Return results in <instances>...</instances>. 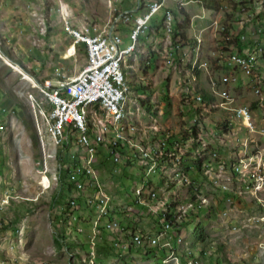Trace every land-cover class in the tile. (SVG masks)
<instances>
[{
  "label": "rangeland",
  "instance_id": "obj_1",
  "mask_svg": "<svg viewBox=\"0 0 264 264\" xmlns=\"http://www.w3.org/2000/svg\"><path fill=\"white\" fill-rule=\"evenodd\" d=\"M60 1L70 8L74 25L85 21L101 23L109 17L101 27L110 18L115 19L111 1L113 5L119 2L0 0V264L91 263L87 242L91 240L95 207L87 204V195L93 192V188L88 186L86 191L77 190L68 181L65 167L72 162V154H79L82 148L74 145L63 151L53 143L47 130V114L51 106L41 90L46 78L75 76L87 62L81 42H76V53L66 57L73 37L62 22ZM126 1L132 5L137 3V0ZM244 1L247 3L248 0ZM235 2H186L183 9L189 14V20L184 13L176 14L175 25L179 22L186 26L184 37L187 41L179 40L174 32L168 33L162 28L157 30L164 12L156 13V21L150 23L145 31L146 37L138 38L135 50L128 58L130 64L127 71L134 90L132 95L139 99L138 102L134 100V112L144 126L156 122L161 131H192L185 127L193 123L196 113L198 102L195 92L203 94L205 90L210 93L213 90L211 75L220 77V73L216 72V53L220 42H225L229 35L244 32L249 29L250 22L256 21L249 11L242 12L240 3ZM169 3L173 10H178L175 3L171 0ZM203 9L205 13L201 18ZM213 18H217L219 23H214ZM241 20L245 24L242 25ZM196 35L201 36V42L197 41ZM129 38L125 35V43L132 41L131 36ZM196 56L198 59L194 65ZM201 63L204 65L199 67ZM192 64L198 70V76L191 83L187 77ZM25 73L31 79L26 78ZM216 87H227L229 98L233 99L230 105L252 103L257 96L245 82H235V86L218 83ZM222 92L217 91L214 98L208 97L213 106L199 113L207 128L198 133L202 132L208 145L211 143L210 158L216 167L207 172L194 169L195 172H191L195 184L193 189L190 184H173L171 180L169 184H156L155 187L159 197L177 200L186 206L191 204L193 194L196 200L204 202L200 211L196 212V221L185 224L191 219L186 215L190 214L189 208L186 214L183 213L186 221L178 222L175 230L184 236L182 243L179 244L174 237L170 245L153 253L134 246L123 253L109 248L107 255L106 249H100L107 245L103 237L105 234L99 233L96 237L99 248L93 264H183L187 260L185 248L189 246H193L202 260L208 258L217 264H264V182L256 187L248 173L239 174L232 168L239 159L238 151L241 149L244 152L242 143L250 132L245 127L240 128L238 123L233 129L237 132H228L222 122L230 116L231 110L223 109L221 100L225 98ZM141 97L145 98L144 103ZM257 116L261 117L259 111ZM249 138L246 140L250 141L248 149H258L256 144L259 149L264 147L260 131L256 130ZM191 158H196V153ZM102 160V157L99 158L100 162ZM221 160H225V169L218 167ZM60 165L63 166V174L62 179L57 181L53 176ZM136 165L126 167L125 173L131 181L122 178L121 171L111 172L109 163L107 166L99 163L98 169L107 192L114 198L116 212L120 211L127 223L137 220L134 221L138 222L134 223L136 226L150 231L158 225L157 215L146 214L147 208L144 211L142 205H134L129 195L132 181L139 175ZM164 171L180 175L179 168L166 167ZM45 174L51 178L49 186L42 182ZM154 180H157L156 177ZM6 190L10 196L8 202H2ZM71 198H79L74 208L69 204ZM152 204L159 206L156 201ZM127 205L134 206L132 212H126ZM197 221H202V224L194 229ZM201 228L205 231L202 239L198 240ZM110 244L108 241V246ZM174 246L177 247L174 252L179 260L172 253ZM201 249L206 252L203 254ZM163 250L165 254L159 253Z\"/></svg>",
  "mask_w": 264,
  "mask_h": 264
},
{
  "label": "built area",
  "instance_id": "obj_2",
  "mask_svg": "<svg viewBox=\"0 0 264 264\" xmlns=\"http://www.w3.org/2000/svg\"><path fill=\"white\" fill-rule=\"evenodd\" d=\"M140 7V0H137V4L133 7H120V18L110 29L109 37L101 38V25L99 23L85 21L82 24L74 25L71 19L70 8H68L66 3L60 1L59 12L62 22L66 31L73 37L72 43L67 49L66 57H71L76 53L75 41L77 39H84V49L87 59H91V66L85 72H80L79 79L76 82H68V76L67 82L64 83H54L51 78H46L43 81L46 82L50 89V97L53 100V112L57 115L61 149L63 151L66 150L72 138H80L79 147L82 148L81 152L79 154H72V162L65 166L68 168L67 179L79 191H86L88 186H92L93 188V192L87 195V204L95 207L90 240L91 263L89 264L94 263V257L97 255L95 249L96 237L104 229L109 232V237L114 248L122 253L129 251L131 246L145 248V246L159 244L161 247H167L165 245H170L172 239L179 235V233L171 232L166 225H158L155 231H145L134 223H131V226H129L118 218L116 207H113L114 198L107 192L100 174L101 172L98 169L99 158H107L111 172H113L114 167H121L122 172L123 166L127 167L129 165L124 164V156L131 155V151H124V144L128 143L122 142V140L121 146L113 145V138H119V132L122 131L117 124H109V117H111L109 112L97 115V117H102L109 124V136L105 140H96V136H89V133H81V126H83L82 111H78V104L82 99L87 97L106 98L109 100L110 108H112L120 107L115 106L116 98H124L119 66L114 63V54L124 43V35L118 31L119 24H125L129 37L131 34L143 36L145 35V26L147 21H149V17L155 15L156 11H163L164 30L168 33L173 32L175 16L171 10L169 0H145L142 2V7ZM240 8L242 12L249 11L250 16L255 17L256 21L250 22L249 29L244 32H237L233 36L229 35V38L225 42H220L219 50L217 53L215 52L218 57L216 72L220 73V77L211 75L210 79L212 87L216 91H223V98H225L222 99L223 109L231 110L230 116L225 117L222 122L226 125L228 132L235 131L233 129H235V125L238 123L240 124V128L245 127L246 131L250 132V135H245L246 140L247 138L249 140V136H252V130H261L260 139L264 140V51H261V43H264V0L263 3L251 4L249 7ZM204 13L203 9V13L200 15L201 18ZM248 19L247 17L246 20ZM217 23L219 22L217 21ZM241 23L242 25L245 24L244 20H241ZM191 24H194V20H191ZM161 26L157 25V30ZM235 82L248 83L251 91L257 94V99H259L258 107H251V104L242 103L230 105L229 103L233 99L229 98L230 95L227 87L223 89L216 87L218 83L226 86H235ZM194 97L198 102L196 113L194 118H192L193 123L185 127V129L192 130V139L184 140L182 136H178V132L170 130L161 131L159 126V132H154V134L159 135L162 141V155L163 148L167 146V137H175L177 139L176 149L184 145L185 142H192L196 146L205 142L203 134H197L198 126H206L207 128V124L202 122L199 116V113L205 109V106H200V97L202 96L196 95ZM258 111L261 113V117L259 116V118L257 116ZM258 119L262 123L261 126L258 125L260 123ZM249 142L246 141L247 148ZM255 146H258V156L249 157L254 158V165H247V159H245L240 166H232V168H238V173L243 168H250L251 183L256 184V187H258L259 185L257 184H263L264 182V173L262 172L263 159L259 151V145L256 144ZM102 150L105 152L102 153ZM78 161H85L84 169H77ZM61 167L63 174V166L61 165ZM154 167L150 166L149 169H153ZM214 167L216 165L211 158L196 160L195 167H188V172L185 173L182 179L190 180L191 170L200 169L207 172L211 171ZM9 196L10 193L6 190L3 193L2 202H8ZM157 196L158 192L156 196H151L152 203L154 201L157 203ZM72 199L74 208L78 203V199ZM135 202L136 205H142L139 199ZM194 202L195 200L193 199L190 201L191 204ZM142 206L144 207V211L147 208L146 214H157L158 206L155 207L153 204ZM133 209V205H127L126 212ZM186 212L187 209H180V213ZM137 215H140V213ZM183 264H190V262ZM206 264H213V262L206 258Z\"/></svg>",
  "mask_w": 264,
  "mask_h": 264
},
{
  "label": "bare ground",
  "instance_id": "obj_3",
  "mask_svg": "<svg viewBox=\"0 0 264 264\" xmlns=\"http://www.w3.org/2000/svg\"><path fill=\"white\" fill-rule=\"evenodd\" d=\"M189 1H192V0H189ZM172 2L175 3L176 8L178 10H180V8L184 7L183 5H185L187 0H174ZM236 2L240 3V5H239L240 7H249L251 4L263 3V0H248L247 3L244 0H236ZM236 2H235V4H236ZM111 3H112V5L110 7H111V10H113V13H114L113 16L115 17V19L112 20L110 18L108 23L104 27H101V38H108L109 37L110 29L117 22V20L120 18V7L117 6L116 4L113 5L112 1H111ZM171 10L173 11V14H174V10L172 9V7H171ZM157 12L158 11L155 12V15ZM155 15H152L149 17V21H147V24L145 26V31L150 26V22ZM174 16H175V14H174ZM212 21L214 23H217L218 19L213 18ZM175 22H176V19H175ZM140 36H141L140 34H131L132 41L127 45H124V43H123L121 45V47L119 48V50L114 54V63H116V65L119 66L120 79H121L122 87L124 90V98H116L115 99V106H120V107L110 108L109 100L106 98L87 97V98L82 99L81 102L78 104V111H82V124H83V126H81V133H89V136H96V140H105L107 138V136H109V124H117L121 128L122 132H119V138H113V145L114 146H121V140H122V142L128 143V144H124V151H131V155L124 156V164H129L130 158L132 159L131 161L134 164L136 162L139 164H142V167L139 169V173L142 175V178L140 181L134 183V185L132 187L133 188L132 191L134 193L133 195H135V200L136 201H138V199L141 200L142 205H152L151 196L157 195V191L155 188L156 184H165L166 185V184H169L170 180L173 184H192L193 178H192L191 173H190V180L189 179H182V178H184L185 173L188 172V167H195L191 161L192 154L196 153V158H195L196 160L210 159V156H211L210 155V153H211L210 144L211 143L209 142L210 144L208 145L205 141L203 144H199L196 146V145L192 144V142H185L184 145H182L181 147H178V149H176L177 139L175 137H167V146H165L163 148V155H162V149H161L162 148V141H161L159 135L154 134V132H159L158 124L155 122L154 124H150L149 126L148 125L144 126L143 123L136 117L135 112H134V103H135L134 100L138 102L139 99H138V97H133V95H132L134 90L132 89L133 86L131 85V81L128 77L126 67L130 64L128 61V58L134 52L136 42ZM197 41L198 42L202 41L201 36H199V35L197 36ZM76 42H81L84 44V39H77L75 41V46H76ZM261 51H264V43H261ZM197 59L198 58L196 56V59L194 60V65H195ZM194 65L192 67V70H189L190 75L187 77V81H189L191 83L194 82L195 80H197V76H198L197 75L198 70H195ZM202 65H204V64L201 63L198 66L201 67ZM90 66H91V59H87L86 64L83 66V68L75 76L68 77V82H76L77 79H79L80 72H85L86 69H88ZM25 77L31 79L30 75H28L27 73H25ZM51 79L53 80L54 83L67 82V77H57V78H51ZM191 86H192V84H191ZM41 90L43 91L45 97L47 98V100L49 101V104L51 106L50 110L47 114V122H48V128H49L47 130H49V133L51 135L53 143L57 146H60V130H59V127L57 124V115H55L53 112V100L50 97V89L47 86L46 82H43L41 84ZM195 93L196 94L194 96H196V95L202 96V97H200V106H205V109H209L210 106L212 105V101H210V99L207 97L205 98L204 95L202 93H200L199 91L195 92ZM215 93H217V91L213 87V90H210V95H211L210 98H214ZM222 96H223V92H222ZM221 103H222L221 105L223 106V102H221ZM245 104H251V107H253L252 106V104H253L255 107H258L259 106V99H257V96H256V98L253 100L252 103H245ZM214 105H215V101H214ZM106 112H109V115L111 116V117H109V124H107L106 121L102 119V117H97V115H101L102 113H106ZM204 129H206V126H198L197 127V133L199 130H204ZM255 131L256 130H252V135H254ZM258 131H260V134H261V130H258ZM200 134H202V132H200ZM178 136H182V138L184 140H191L192 139V131L190 133H178ZM45 144H47V143H45ZM242 144H243V147L245 148V150H244V152L241 149L238 151L239 159H237L235 166H240L241 163L244 162L245 159H247V165H254V158H249V157H257L258 156V149L251 148L248 150L247 145H246V140L243 141ZM74 145H77L78 147L80 146V138H72V141L69 142V144H68V148H71ZM259 151L261 152L262 159H263L262 172L264 173V147H262V148L260 147ZM70 153H68V154H70ZM213 153L217 154L216 151H214ZM73 154H76V153H73ZM141 157H143V158L140 159ZM157 163H159V165H157ZM45 164H46V167H48V161L47 160H46ZM187 164H189V165H187ZM150 166H155V167L153 169H149ZM225 166H226L225 160H221L220 163L218 164L219 169L220 168L225 169ZM166 167L179 168L180 175L178 176V175H172V174L167 173L166 171H164V168H166ZM84 168H85V161H78L77 162V169H84ZM235 169L236 170H234V171L238 173V168H235ZM113 171L114 172H120L121 167H114ZM192 171L193 170H191V172ZM193 172H195V171H193ZM241 172H245V173H243L244 175L247 173L250 175V168H243L239 172V174H241ZM54 173L55 174H54L53 178L57 181H60L62 179V167H61V165L59 166L58 171L54 172ZM155 177L157 180H154V182H153V178H155ZM43 179L44 180L42 182H45V184H48L47 186H49L51 184V178H49L47 174H45L43 176ZM147 187H148V189H146ZM168 191H169V189H168ZM171 200L170 199L166 200L164 198H161V197H159V194H158L157 203H159V206L157 208V213L161 214V217L159 219L160 224L159 223L158 224L159 225H166V226H168V228L171 232L179 233V235L175 238H177L176 241H178V243L181 244L184 236L179 232V230L178 231L175 230L176 227H174V226L178 223V221H182L181 219H183V217H184L183 213H180V209H189L193 204L186 206L185 204H182L179 201L176 202L177 200H174V201H171ZM198 202L199 203H197V204H199V206H202L204 203V202H202V200H200ZM70 203L73 206V199L72 198L70 200ZM184 214H186V213H184ZM201 243H202V241H201ZM196 246H198V245H196ZM175 249H177V247L173 248L172 253H173L174 257L178 258V260H179V256L176 255V253L174 252ZM185 250H186L185 256L187 259L185 263L190 262V264H206V258L202 260L200 258L201 255L197 254V252L194 251L193 246H189V247H187V249L185 248ZM204 252H206V251H204ZM204 252H202V253L204 254Z\"/></svg>",
  "mask_w": 264,
  "mask_h": 264
},
{
  "label": "trees",
  "instance_id": "obj_4",
  "mask_svg": "<svg viewBox=\"0 0 264 264\" xmlns=\"http://www.w3.org/2000/svg\"><path fill=\"white\" fill-rule=\"evenodd\" d=\"M123 1H125V0H123ZM145 0H140V5H141V7H142V2H144ZM216 1V0H215ZM208 2H209V0H208ZM219 1H217V3H218ZM137 3H135L134 5H132V6H130V7H133V6H135ZM140 7V8H141ZM184 7H182L180 10H174V13H175V15L176 14H185V16H186V18H187V20H188V18H189V14L187 13V12H185L184 11V9H183ZM156 19V15L152 18V20H151V22L150 23H152L153 24V21ZM163 20H164V14H163V18H162V20L160 21V25H162L161 26V28L162 29H164V26H163ZM184 30V31H183ZM185 30H186V26L185 25H183L182 23H179V22H177L176 23V25H175V27H174V29H173V32L178 36V39L179 40H181V39H183V40H188V39H185ZM164 34V33H163ZM173 41H175V40H173ZM185 42V41H184ZM131 85H132V83H131ZM133 86V85H132ZM203 95H204V97L206 98H208V97H211V95H210V93L209 92H206V91H204L203 92ZM207 95V96H206ZM147 95H145L144 97H146ZM140 97V96H139ZM140 100H142V102L144 103L146 100H145V98H142L141 97V99ZM102 153H104L105 151L104 150H102L101 151ZM106 156V155H105ZM103 160L100 162V163H103V164H105L106 166L108 165V162H107V158L106 157H104V158H102ZM132 159L130 158L129 159V164H133L134 165V163L131 161ZM191 161H192V164L195 166V164H196V159L195 158H191ZM135 164H137L136 166L138 167V170L142 167V164H139V163H135ZM187 165H189V164H187ZM123 170H122V172H120V176L122 177V178H124L125 180H128V181H131V180H129V176L125 173V171L127 170V168H126V166H123V168H122ZM66 172H68V168H66ZM124 172V173H123ZM113 173H114V171H113ZM137 177V179H133L134 181H132V184L134 185V183H136V182H138V181H140L141 180V178H142V175L139 173V175L138 176H136ZM193 178V177H192ZM194 179V178H193ZM193 179H192V184H190V186L193 188L194 186H195V184L193 183ZM70 184H72L71 182H70ZM131 184V183H130ZM73 185V184H72ZM74 186V185H73ZM197 187V186H196ZM133 189V188H132ZM132 189L130 190V193H129V195H131L132 196V199L133 200H131V201H133L134 203V205H136V200H135V195H133L134 193H133V191H132ZM194 196H195V194H193V196H192V198L190 199V200H195V202L193 203V205L190 207L191 208V212H190V214H186V215H189L188 217L189 218H191L190 220H188L187 222H185L186 221V219H183L182 220V222L184 221L185 222V224L187 225V224H189V223H192L193 221H196V220H194L195 218L194 217H196L197 215H198V213L196 214V212H199L200 211V208H201V206H199V204H197V203H199L198 201H196V199L194 198ZM78 199V201H79V198H77ZM69 204H70V202H69ZM196 205V206H195ZM197 207V208H196ZM70 208H71V205H70ZM194 208V209H193ZM117 214H118V218L120 219V221L121 222H123V223H127L126 221H125V219L122 217V214L120 215V211H117L116 212ZM160 213H157V214H153V215H157V217H158V221H157V223H159L160 221H159V219H160V217H161V214L159 215ZM187 217V218H188ZM141 218H142V216H141ZM130 220H132V218L130 219ZM125 221V222H124ZM133 223H135V224H138V222H134V220H133ZM129 226H131V222H128L127 223ZM160 224V223H159ZM158 224V225H159ZM178 224V223H177ZM177 224L174 226V227H176L177 226ZM201 224H202V221H197L196 222V225H195V228L194 229H197L199 226H201ZM158 225H156V226H158ZM156 228V227H155ZM155 228H154V230H152V231H155ZM204 231H205V229L204 228H201V235H200V238L198 239V240H201L202 239V237H203V235H204ZM101 233H103V234H105V235H103V237H104V239H105V243L107 244V245H103L100 249H103V250H105L106 249V252H107V255L109 254V248H111V250H116L115 248H114V246L112 245V241H111V239H110V237H109V232L106 230V229H104L103 230V232H101ZM107 234H108V236H107ZM197 240V241H198ZM108 241H109V243H111L110 244V246H108ZM104 242H101V243H104ZM89 245H88V249L89 250H91V242H87ZM98 242L96 241V244H97ZM196 243V241H193V244H195ZM192 244V245H193ZM98 245V244H97ZM161 246L159 245V244H155V245H152V246H145V248H146V250L148 251V253H153L154 251H156L158 248H160ZM98 248H99V246H96L95 247V249H96V251L98 250ZM133 248V246H131V248H130V250ZM140 248V247H139ZM129 250V251H130ZM118 253L120 252V253H122L121 251H118V250H116ZM205 250L204 249H202L201 250V252H204ZM165 252L166 251H164L163 250V252L162 251H160L159 253H162V254H165ZM184 252V251H183ZM185 253V252H184ZM186 257V256H185ZM185 257H184V259H185ZM213 264H217V262L215 263H213Z\"/></svg>",
  "mask_w": 264,
  "mask_h": 264
},
{
  "label": "crops",
  "instance_id": "obj_5",
  "mask_svg": "<svg viewBox=\"0 0 264 264\" xmlns=\"http://www.w3.org/2000/svg\"><path fill=\"white\" fill-rule=\"evenodd\" d=\"M119 2H118V4H117V6H119V7H123V8H127V7H130V6H132L131 4H128L127 3V1L125 0V1H123V0H118ZM136 3V2H135ZM108 18L109 17H106L105 18V21H103V22H101V23H99L100 25H103V24H105L106 22H107V20H108ZM157 19V18H156ZM156 19L154 20V21H156ZM162 20V19H161ZM160 20V21H161ZM188 20H189V18H188ZM94 21V20H93ZM153 21V22H154ZM118 31H120L123 35H124V43H125V35H127L128 36V40H130V38H129V35H128V30L126 29V27H125V24H123V23H121V24H119V30ZM144 37H146V35H143V36H141L140 38H144ZM142 40V39H141ZM141 40H140V42H141ZM127 43H130V41H127ZM127 43H125V44H127ZM129 61V60H128ZM130 63V62H129ZM128 67L129 66H127L126 67V70L128 69ZM127 74H128V71H127ZM128 77H129V75H128ZM130 79V78H129Z\"/></svg>",
  "mask_w": 264,
  "mask_h": 264
}]
</instances>
